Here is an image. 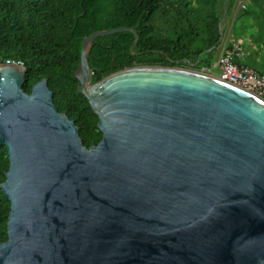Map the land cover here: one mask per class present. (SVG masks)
<instances>
[{"label": "water", "instance_id": "obj_1", "mask_svg": "<svg viewBox=\"0 0 264 264\" xmlns=\"http://www.w3.org/2000/svg\"><path fill=\"white\" fill-rule=\"evenodd\" d=\"M121 32L136 46L129 28L82 41L78 91L103 134L91 148L47 80L28 94L26 67L0 65V264H264V99L181 67L93 85L95 40Z\"/></svg>", "mask_w": 264, "mask_h": 264}, {"label": "trees", "instance_id": "obj_2", "mask_svg": "<svg viewBox=\"0 0 264 264\" xmlns=\"http://www.w3.org/2000/svg\"><path fill=\"white\" fill-rule=\"evenodd\" d=\"M264 11V0H250ZM236 0H0V59L27 69L24 90L47 80L59 113L75 122L83 144L98 145L103 134L99 117L79 93L82 41L118 28L135 29L98 38L89 58L92 84L137 66L212 68L224 43L221 23L232 14ZM239 16L235 22L237 24ZM225 22V21H224ZM235 27V26H234ZM223 36V38H222ZM240 65L264 76V43L247 45ZM191 65V66H190ZM10 168L9 154L0 145V244L8 241L11 204L1 185Z\"/></svg>", "mask_w": 264, "mask_h": 264}, {"label": "built area", "instance_id": "obj_3", "mask_svg": "<svg viewBox=\"0 0 264 264\" xmlns=\"http://www.w3.org/2000/svg\"><path fill=\"white\" fill-rule=\"evenodd\" d=\"M245 57L246 52L240 44L234 43L229 46V42H224L219 50L218 57L213 67L210 69L204 68L202 71L203 73L215 76L213 70L218 69L220 75L217 77L222 81L264 99V76L246 65H240L237 63L238 60L243 61ZM1 64L24 66L22 63H16L11 60L2 62L0 59V65Z\"/></svg>", "mask_w": 264, "mask_h": 264}, {"label": "rangeland", "instance_id": "obj_4", "mask_svg": "<svg viewBox=\"0 0 264 264\" xmlns=\"http://www.w3.org/2000/svg\"><path fill=\"white\" fill-rule=\"evenodd\" d=\"M239 16V20L235 22ZM221 30L224 32V42H228L233 35L242 39V43L247 45L250 40L254 41L256 47L264 43V11L259 5L250 0H236L232 14L224 20ZM235 26V27H234ZM182 68V67H181ZM187 69L202 72L203 69H195L193 66ZM215 76L220 75L218 69H214ZM217 78V77H216Z\"/></svg>", "mask_w": 264, "mask_h": 264}]
</instances>
